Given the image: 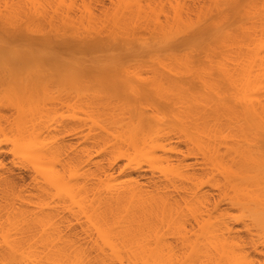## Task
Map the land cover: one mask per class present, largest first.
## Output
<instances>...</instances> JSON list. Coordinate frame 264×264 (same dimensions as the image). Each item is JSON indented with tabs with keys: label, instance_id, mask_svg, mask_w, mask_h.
<instances>
[{
	"label": "bare ground",
	"instance_id": "bare-ground-1",
	"mask_svg": "<svg viewBox=\"0 0 264 264\" xmlns=\"http://www.w3.org/2000/svg\"><path fill=\"white\" fill-rule=\"evenodd\" d=\"M55 5L0 4V264H264V0Z\"/></svg>",
	"mask_w": 264,
	"mask_h": 264
},
{
	"label": "rangeland",
	"instance_id": "rangeland-1",
	"mask_svg": "<svg viewBox=\"0 0 264 264\" xmlns=\"http://www.w3.org/2000/svg\"><path fill=\"white\" fill-rule=\"evenodd\" d=\"M5 1H8L9 4H11L17 2L18 0H0V4L2 5ZM52 1L56 4L55 6L57 5L60 6L59 7L60 12L64 16L80 18L90 15L96 21L99 22L106 21L105 24L110 21L112 15L116 11V5H117V0H63L61 3H59V0H52ZM55 22H56L55 23L56 26H59L58 22L57 21ZM16 26H20L22 28L26 27L27 24H25V19L22 18L21 20H19ZM8 29L10 30L14 28H8ZM28 36H32L35 40H37V39H41L43 37V34H32V35L28 34ZM65 39L71 42L72 44H78L79 42V40L69 35H66ZM89 40L90 39H85V41L90 42ZM62 41H64L62 37H56L54 38V45L57 46ZM70 131L71 129L69 127L61 130V135L65 138V142L67 146L72 150H77L79 153L80 151H84L87 145L85 144V139L83 136L84 135L83 133L86 132V127L84 132H82L83 135L76 134V131H71V132ZM4 149L6 151H4ZM4 149L3 151H0V162L4 164L5 169H9L12 172V174L15 175V177L18 179L20 184L23 185L31 184L33 179L31 172L26 167H23L18 163L14 164L12 162V156L8 152L7 147L5 146ZM73 223L75 224L76 222ZM77 224H75V228H78L76 230H78L79 232L80 231L79 229L81 228L80 225Z\"/></svg>",
	"mask_w": 264,
	"mask_h": 264
}]
</instances>
